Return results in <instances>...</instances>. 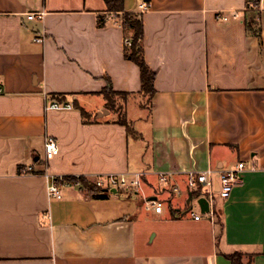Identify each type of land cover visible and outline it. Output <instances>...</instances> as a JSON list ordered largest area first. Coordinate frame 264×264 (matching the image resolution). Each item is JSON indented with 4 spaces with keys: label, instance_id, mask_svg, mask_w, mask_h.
Returning a JSON list of instances; mask_svg holds the SVG:
<instances>
[{
    "label": "crops",
    "instance_id": "0c3cea01",
    "mask_svg": "<svg viewBox=\"0 0 264 264\" xmlns=\"http://www.w3.org/2000/svg\"><path fill=\"white\" fill-rule=\"evenodd\" d=\"M245 6L125 0L126 12L141 15L155 73L145 106L139 68L123 55L121 15L103 0H0V264H231L234 253L264 264V1L257 12ZM248 16L259 34L247 30ZM105 78L126 93L115 106L134 135L107 108ZM131 98L144 111L133 121ZM51 100L72 108L46 109ZM47 136L59 153L45 161ZM239 162L242 182L202 213L188 174L210 169L217 181ZM126 173L143 174L137 194L104 190L97 199L65 180L93 185ZM51 178L70 184L59 200L48 197ZM155 199L161 213L145 209Z\"/></svg>",
    "mask_w": 264,
    "mask_h": 264
},
{
    "label": "built area",
    "instance_id": "2783aa9c",
    "mask_svg": "<svg viewBox=\"0 0 264 264\" xmlns=\"http://www.w3.org/2000/svg\"><path fill=\"white\" fill-rule=\"evenodd\" d=\"M264 0H246L245 11L246 12H257L261 9V4ZM148 9L147 3L140 5V11L144 12ZM236 18L237 14H233ZM41 13H29L27 14L28 20L41 19ZM217 18L227 20V16L217 15ZM34 41L42 42V37H35ZM125 46H130V40L125 39ZM3 93V89L0 86V95ZM72 108V104L65 101L51 100L46 105V109L53 110H68ZM59 153V147L57 141L50 136H47L44 140V160L48 161L55 157ZM246 164L239 162L234 169L223 170L219 173L218 180L215 181L213 178V172L207 169L202 172L189 173L186 180V188L191 192H197L200 197H204L210 208L212 207L214 197L216 194L221 199H227L231 195L233 189L242 182L241 173L245 170ZM251 170L254 166L250 167ZM32 167L22 168L21 172H31ZM160 180L164 185H170L168 175H161ZM215 182L218 183V190L215 191ZM143 174L142 173H126V174H110L107 176H98L93 185L100 190H114L122 191L128 194H137L142 189ZM69 183L58 184L55 179H49L47 185V193L50 199H61L63 186H69ZM76 186H80V183H74ZM172 191L179 192V188L176 185L171 186ZM147 211H154L155 213H161L163 209V203L157 199L148 200L145 204ZM195 219H199L200 216L196 215Z\"/></svg>",
    "mask_w": 264,
    "mask_h": 264
},
{
    "label": "trees",
    "instance_id": "16d2710c",
    "mask_svg": "<svg viewBox=\"0 0 264 264\" xmlns=\"http://www.w3.org/2000/svg\"><path fill=\"white\" fill-rule=\"evenodd\" d=\"M106 11L108 13H115L120 14L121 19V27L123 28L125 39L130 40V46L124 47V58L126 60H130L133 63H135L140 72V93L142 94L144 101L147 102V104H150V100L155 92L154 89V80H155V73L147 66L144 54H143V45H142V39H143V23L142 18L140 14L133 13V12H126L124 8L125 0H103ZM249 17V16H248ZM254 17L251 16V18H247L246 20V28L248 31L255 32L259 34V29L256 26L254 22ZM98 24L102 26L104 24V18L99 16ZM101 94L106 99L107 108L113 109L116 105V100L113 98L114 95L122 96L124 97L126 93L121 92H115L112 89L111 82L108 78H105V86L101 90ZM57 98H63L64 96H56ZM147 105V106H148ZM81 114L83 116H86V113L81 110ZM118 123L126 126L127 132L129 134L134 135L135 132L132 130V128L129 125V122L126 120L125 115L121 114L119 119H117ZM65 180L72 182V183H80V187L84 189L85 191L92 194L93 197L97 199H104L106 197V194L104 193V190H100L96 188L94 185H92L88 180H86L83 177H74L69 176L65 178ZM198 194V193H197ZM237 253H234L229 256L231 264H244L241 261H239L236 258ZM247 264H252L251 258L249 259Z\"/></svg>",
    "mask_w": 264,
    "mask_h": 264
},
{
    "label": "rangeland",
    "instance_id": "374dc122",
    "mask_svg": "<svg viewBox=\"0 0 264 264\" xmlns=\"http://www.w3.org/2000/svg\"><path fill=\"white\" fill-rule=\"evenodd\" d=\"M113 98L117 101V100H119L120 102H122V96H118V95H114L113 96ZM137 99H135V98H131L130 100H129V102H128V106H127V109H128V114H129V119H131V121H133V119L135 118V117H137V116H139V115H142L143 113H144V111H141L139 108H138V105H137ZM143 104L145 105V106H147L148 104H147V102L146 101H144L143 102ZM122 106V105H121ZM113 110H117L119 113L117 114L119 117L121 116V114H122V107H120V106H115L114 108H113ZM136 123H137V121H135ZM137 127H138V125H137ZM134 129V126H133V128H132V130ZM111 191V190H110ZM237 256H236V258L239 260V261H241L242 263H244V264H247L248 263V261H249V259H250V257L249 256H247V255H244V254H241V253H237L236 254Z\"/></svg>",
    "mask_w": 264,
    "mask_h": 264
},
{
    "label": "water",
    "instance_id": "95a60500",
    "mask_svg": "<svg viewBox=\"0 0 264 264\" xmlns=\"http://www.w3.org/2000/svg\"><path fill=\"white\" fill-rule=\"evenodd\" d=\"M198 204L200 205L202 213H207L209 211V204L205 198L199 199Z\"/></svg>",
    "mask_w": 264,
    "mask_h": 264
}]
</instances>
